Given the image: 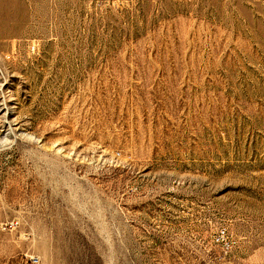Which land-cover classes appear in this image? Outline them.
I'll return each mask as SVG.
<instances>
[{
    "label": "rangeland",
    "instance_id": "rangeland-1",
    "mask_svg": "<svg viewBox=\"0 0 264 264\" xmlns=\"http://www.w3.org/2000/svg\"><path fill=\"white\" fill-rule=\"evenodd\" d=\"M0 264H264V0H0Z\"/></svg>",
    "mask_w": 264,
    "mask_h": 264
},
{
    "label": "built area",
    "instance_id": "built-area-1",
    "mask_svg": "<svg viewBox=\"0 0 264 264\" xmlns=\"http://www.w3.org/2000/svg\"><path fill=\"white\" fill-rule=\"evenodd\" d=\"M11 225H13V223H12ZM5 228H6V227H5ZM5 228H4V229H5ZM224 236H225V232H222V234H221V238L223 239Z\"/></svg>",
    "mask_w": 264,
    "mask_h": 264
}]
</instances>
